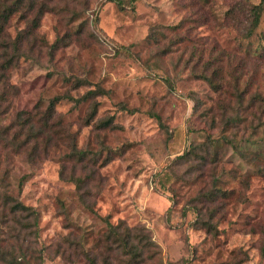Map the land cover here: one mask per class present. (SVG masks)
<instances>
[{
    "label": "rangeland",
    "instance_id": "rangeland-1",
    "mask_svg": "<svg viewBox=\"0 0 264 264\" xmlns=\"http://www.w3.org/2000/svg\"><path fill=\"white\" fill-rule=\"evenodd\" d=\"M229 1L209 0L204 7L202 0H59L43 13L36 41L8 71L15 87L11 105L44 108L55 95L80 99L97 85L105 93L95 98L96 118L113 116L115 124L96 131L86 123L90 98L76 105L63 99L55 107L76 134L78 147L98 154L94 174L88 165L76 170L81 177L93 176L86 202L98 215L80 201L74 183L60 177V157L68 152L64 142L57 140L35 167L13 159L8 180L15 189L20 176L27 175L20 199L38 212L45 264H85L83 250L103 237L104 218L147 228L160 253L142 264H264V148L243 141L238 147L216 144L218 186L232 193L217 201L223 207L213 219L214 232L194 223L196 214L186 205L206 188V180L193 182L197 172L182 176L187 163L176 160L190 142L220 133L207 115L216 95L193 75L207 50L239 55L264 43V13L255 34L240 41L236 27L223 20ZM24 27L16 15L8 33L13 38ZM173 36L181 41L172 44ZM60 38L63 42L53 47ZM197 46L204 48L201 60ZM252 66L250 61L246 67ZM256 67L250 89L264 90V63ZM12 116L9 112L3 122ZM107 155L110 160L104 162Z\"/></svg>",
    "mask_w": 264,
    "mask_h": 264
},
{
    "label": "trees",
    "instance_id": "trees-1",
    "mask_svg": "<svg viewBox=\"0 0 264 264\" xmlns=\"http://www.w3.org/2000/svg\"><path fill=\"white\" fill-rule=\"evenodd\" d=\"M57 1L59 0H0V264H45V248L39 241L38 212L20 199L27 175L20 176L15 189L11 188L8 180L14 158H20L35 167L47 158L51 148L57 145V140L64 142L68 152L60 157V177L73 182L80 201L98 215L92 204L86 202V197L91 194L88 183L93 176L81 177L76 171L78 167L86 169L88 165L89 173L94 174L98 154L78 147L76 134L62 122L55 107L63 99L72 100L76 105L80 99L90 98L92 102L86 123L93 124L96 131L110 130L115 127L113 116L96 118L99 102L95 98L105 93L104 89L96 85L80 99L67 93L55 95L44 108L34 106L29 110H15L11 105L15 87L10 82L8 71L31 49L36 41L35 30L40 25L43 13L51 8L50 4ZM113 1L121 4V0ZM202 5L208 7L209 0H202ZM263 13L264 0L258 3L230 0L223 20L231 22L236 27L238 39L245 41L255 34ZM16 15L23 18L25 27L12 38L8 27ZM176 27L167 26V29L172 31ZM173 37L170 40L172 44L181 41L180 38ZM57 42H63V39H56L53 47H56ZM197 51V58L201 60L204 48L198 49L197 46ZM207 52L208 56L202 62V67L193 70V75L205 81L216 95L207 107V115L219 124L220 133L217 138L206 134L203 142H190L176 160L180 164L187 163L182 176L188 178L190 174L197 172L195 176L191 175L194 176L193 182L199 178L206 180V188L200 189L194 200L186 205L196 214L194 223L201 225L207 232H214L217 231L218 224L213 219L216 218L217 209L223 207V203L217 201L232 193V190L218 186L221 178L215 172L218 161L216 144L221 141L238 147L243 141L264 148V90L256 88V85L254 89H250L255 84L253 76L257 72L256 66L264 63V43L254 49L246 48L239 55L222 50L209 49ZM250 61L253 66L247 69ZM75 83L78 84L79 81L76 80ZM9 112H13V116L9 122H3ZM154 117L160 123L159 115L154 114ZM109 160L107 155L104 162ZM66 169L69 170L68 174H65ZM259 172L263 173L262 170ZM240 182L247 186L248 179L242 177ZM104 219L107 229L103 237L98 239L92 249L83 250L85 264H98L99 260L100 264H111L112 259H120L122 256L124 258H121L119 264H142L159 255V246L145 226H128L123 220L112 224Z\"/></svg>",
    "mask_w": 264,
    "mask_h": 264
}]
</instances>
